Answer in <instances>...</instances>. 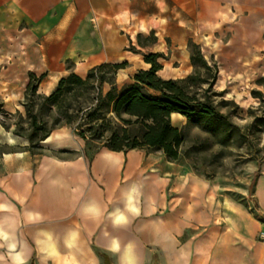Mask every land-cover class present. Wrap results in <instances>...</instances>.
<instances>
[{
	"label": "crops",
	"instance_id": "1",
	"mask_svg": "<svg viewBox=\"0 0 264 264\" xmlns=\"http://www.w3.org/2000/svg\"><path fill=\"white\" fill-rule=\"evenodd\" d=\"M221 5L264 17V0H0V89L19 90L34 74L49 93L71 72L131 63L144 48L165 54L160 36L185 43L181 28L196 12ZM132 21L156 37L139 53L125 51L143 33L129 31ZM184 122L171 114L174 127ZM81 147L53 133L41 153L3 154L0 264H264V170L254 215L159 151L103 147L87 158Z\"/></svg>",
	"mask_w": 264,
	"mask_h": 264
},
{
	"label": "rangeland",
	"instance_id": "2",
	"mask_svg": "<svg viewBox=\"0 0 264 264\" xmlns=\"http://www.w3.org/2000/svg\"><path fill=\"white\" fill-rule=\"evenodd\" d=\"M195 15L192 26L181 28V39L185 43L173 45L166 34L160 36L168 50L157 59L161 68L156 74L163 80L182 81L189 95L226 116L231 125L230 137L227 138L220 127L206 122L189 123L185 119L178 128L184 142L176 163L183 173L211 181L221 195L219 198L243 202L249 212L257 215V206L249 190L254 174L264 170V102L253 98L251 92L260 91L264 95V17L254 20L228 5L218 6L212 12L204 7ZM129 31H140L138 24L132 21ZM142 32L136 37V43L129 44L125 51L139 53L140 47L150 48L155 44L153 32ZM194 45L205 64L198 59L190 61L196 51ZM173 48L176 49L172 52ZM144 51L142 58L126 63L117 71L116 92L132 84L138 71L145 70L144 67L148 70L143 55L154 53L147 48ZM220 68L225 75H220ZM86 74L76 75L84 79ZM221 79L225 83L219 88ZM25 88L0 89V176L11 162L3 154L25 149L41 153L36 146H29L26 139L33 128L25 112V103L32 105V114L39 126L38 139L47 133H66L81 141L80 153L87 158L98 149L109 147L113 135L121 136L125 128L129 131L112 112L104 111V107L96 109L105 105L104 98L110 90L108 83H104L99 92L96 80L89 86L73 82L52 102L45 97L53 90L43 93L37 89L35 96L25 99ZM257 119L260 125H256ZM10 136L13 142L9 141ZM260 221L264 226V217ZM259 239L262 238L259 236ZM104 263L108 264L106 259Z\"/></svg>",
	"mask_w": 264,
	"mask_h": 264
},
{
	"label": "trees",
	"instance_id": "3",
	"mask_svg": "<svg viewBox=\"0 0 264 264\" xmlns=\"http://www.w3.org/2000/svg\"><path fill=\"white\" fill-rule=\"evenodd\" d=\"M191 56L190 61L202 60L197 47ZM195 54V57L193 56ZM160 54H145L144 62L150 64L148 70H140L133 77V83L125 86L120 92L115 89V76L119 69L126 63L120 64H101L94 66L87 71L84 79H81L74 73L61 78L55 89L45 97L46 101H55L71 83L75 82L82 86H89L96 80L99 85V92L104 83L110 85V90L105 95V105H99L96 109L112 112L115 117L128 126L122 135H113L111 145L108 148L113 151L126 150H155L160 151L170 162H176L181 153V147L184 142V136L180 129L171 124V114L177 113L183 116L187 122L191 123L206 122L210 126L222 128V132L230 137L231 128L226 116L221 114L214 107L206 102H202L195 96L189 95L182 81L163 80L157 76V71L161 66L157 63ZM43 76L37 77L29 74V80L26 84L24 97L28 99L36 94L39 83ZM253 98L264 102V95L260 91H252ZM27 117L31 120L32 132L26 136L29 146H36L39 149V143L46 139L50 133L45 134L40 139L37 137L39 126L36 123L35 116L32 114V105L24 104ZM260 119H257L256 125ZM130 130H134L130 133ZM30 151V149H26ZM259 173H255L251 181L249 193L252 194Z\"/></svg>",
	"mask_w": 264,
	"mask_h": 264
},
{
	"label": "bare ground",
	"instance_id": "4",
	"mask_svg": "<svg viewBox=\"0 0 264 264\" xmlns=\"http://www.w3.org/2000/svg\"><path fill=\"white\" fill-rule=\"evenodd\" d=\"M141 31H146L147 30V28H148V26H147V28H146V26L144 25V24H140L139 25V27H138ZM139 58V56L138 55H130L129 57H128V60H136V59H138ZM127 60V59H126ZM144 65L147 67V66H149V64H146V63H144ZM220 74L221 75H225V72H224V70L222 69V68H220ZM220 85H219V88H222L223 86H224V83H225V80L224 79H221L220 80ZM51 86V84H49L46 88H45V91L47 92L48 91V89H49V87ZM9 141H11V142H13V137L12 136H10L9 137Z\"/></svg>",
	"mask_w": 264,
	"mask_h": 264
},
{
	"label": "built area",
	"instance_id": "5",
	"mask_svg": "<svg viewBox=\"0 0 264 264\" xmlns=\"http://www.w3.org/2000/svg\"><path fill=\"white\" fill-rule=\"evenodd\" d=\"M260 238H264V233H260Z\"/></svg>",
	"mask_w": 264,
	"mask_h": 264
}]
</instances>
